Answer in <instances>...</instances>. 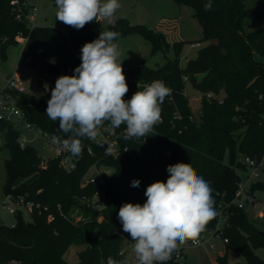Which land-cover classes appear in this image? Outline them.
Wrapping results in <instances>:
<instances>
[{"label":"trees","instance_id":"obj_1","mask_svg":"<svg viewBox=\"0 0 264 264\" xmlns=\"http://www.w3.org/2000/svg\"><path fill=\"white\" fill-rule=\"evenodd\" d=\"M174 1L194 9L193 14L204 32L199 42H208L185 67L180 66L178 55L186 41L169 44L161 31L146 24H132L118 12L120 19L115 28L108 23L103 25L102 21H92L80 30L65 24L30 29L26 21L15 18L11 0H0L1 57L7 58L10 45L18 43V34L27 36L21 59L36 70L39 81L47 75L51 89L59 76L74 74L81 63L82 46L97 39L102 31H117L120 34L117 38L137 33L153 43V51L165 44L177 54L163 65L150 67L144 61L124 70L125 76L136 78L141 84L163 81L172 93L161 106L164 121L154 126L148 137L126 139L125 135L122 143L130 152L116 160H104L115 170L106 185L111 198L107 209L101 213L77 202L95 190L92 186H81L82 175L98 156L88 152L87 137L80 138L83 150L77 169L67 171L58 158H48L47 165L42 164L43 157L36 147L21 145L20 130L0 120V130L9 151L5 159L4 192L34 202L32 220L26 221L18 210L13 225L0 224V264L13 259L20 264H72L65 257L72 245H84L75 264H108L109 258L119 264H137L128 262L121 252L126 240L133 245L134 241L123 232L119 209L128 202L143 204L147 199L144 195L147 186L155 181L166 182L167 166L176 163H190L196 173L209 182L215 210L219 203L229 204L226 249L241 250L248 264H264V256L257 252L264 250V236L250 212L232 203L241 173L249 170L244 159L262 161L264 156V24L257 29L246 28L249 21L264 19V0H260L258 8L247 6L249 0ZM209 2L211 10L206 11L205 5ZM53 58L55 63L51 62ZM185 76L201 92L198 120L185 93ZM126 82L129 93L143 88ZM209 93L213 97H208ZM50 97L51 91L44 97L16 94L17 104L31 122L52 135L67 139L51 128L52 123L59 121H51L46 115V99ZM176 113L182 118H177ZM118 128H126V125ZM160 148L170 149L172 153L156 158L155 152ZM136 179L140 180L139 187H131ZM263 186L257 182L251 185V190L255 192ZM62 212L67 215L77 212L82 219L71 221ZM50 214L52 219H49ZM215 222L216 217L206 227L214 226ZM216 260L217 264H229L227 254L217 256ZM167 264L187 262L172 256Z\"/></svg>","mask_w":264,"mask_h":264},{"label":"clouds","instance_id":"obj_2","mask_svg":"<svg viewBox=\"0 0 264 264\" xmlns=\"http://www.w3.org/2000/svg\"><path fill=\"white\" fill-rule=\"evenodd\" d=\"M55 2L56 20L77 30L99 20L115 28L120 19L119 0ZM205 10H211L210 2ZM119 35L106 30L85 43L74 74L59 76L51 89L46 115L51 121H59V132L68 137L61 141L53 136L52 142L73 156L82 153L80 138L95 139L105 122L113 129L126 125V139L146 138L162 122L161 106L172 92L163 81H153L131 99H124L129 86L119 59L121 53L114 43ZM166 170V182L155 181L147 186L143 204L124 203L118 212L123 232L134 241L137 264H167L180 245L189 240L198 243L199 235L217 215L213 189L190 163L170 164ZM139 185L138 179L131 182V187ZM108 264L119 262L109 258Z\"/></svg>","mask_w":264,"mask_h":264},{"label":"built area","instance_id":"obj_3","mask_svg":"<svg viewBox=\"0 0 264 264\" xmlns=\"http://www.w3.org/2000/svg\"><path fill=\"white\" fill-rule=\"evenodd\" d=\"M11 4L14 16L17 20L26 21L30 29L38 26L37 16L39 12V2H35L34 0H11ZM6 39L7 37H4V40ZM27 39L28 37L21 33L16 36V41L18 43H26ZM191 46L200 47L201 42L195 41L191 44ZM125 77L126 81L131 82L133 85L143 86L144 88V86L148 84H141L136 78L128 76ZM184 80L187 81L188 77L185 76ZM48 82L49 81L47 78H42L39 81V84L41 85L44 92L42 97L51 91V86ZM143 88H141L139 91H142ZM21 93H27V88L20 72L14 71L7 76L0 75V120L8 121L12 123L14 127L20 130L19 141L22 146L28 145L26 139L21 136L22 129L25 128L27 130L34 131L37 135H40L45 139L46 145H52L54 147V158H58L60 165L65 170L73 171L77 169L79 161L82 158V154L73 156L68 151L63 150L58 144H53V136L58 137V139L61 141L66 138L57 136L55 134L52 135L48 131H44L31 122L24 110L17 104L16 94ZM134 93L135 92H128L124 99H131ZM208 97H213V94L209 93ZM46 101L48 100L46 99ZM161 115L163 122V110ZM176 117L181 119L182 115L180 113H176ZM125 135L126 128L113 129L107 122H105L103 126L98 128L95 139H88L90 142V145L88 146V152L92 155L95 154L98 156L96 160L90 165L88 170L82 175L81 186H92L95 188V190L91 195L85 196L83 199H81V201L85 202L89 208H92L97 212L101 213L108 206V201L110 200L111 196L106 190V185L108 178L114 173L115 170L113 165L107 163L104 160H116L121 157H125V155L130 152L129 147L123 145L122 143L123 137ZM171 153L172 150L170 149L160 148L155 152V157L158 158L162 155L169 156ZM244 161L249 166V170L241 173V179L238 183V189L232 203L239 208L248 210L249 212L254 210L255 216L258 218H264V200L258 198L255 192L251 190L252 179L260 175V169L264 170L263 160L258 161L254 158L246 157ZM8 198L9 202H12L15 205H26L29 207L30 211L33 212L34 202L30 200L27 201L24 197L14 198L8 195ZM228 206L229 204L219 203L216 208L217 215L215 225L212 227H205V230L198 237V243L193 244V242L189 240L187 243L180 245L178 251L174 252L172 256L177 260L183 261L187 257L185 252L186 249L194 246L207 245L210 249L214 250L216 249L215 239L222 240L223 244L226 245L229 239L225 235V231L229 226L231 215ZM6 207L12 214H16L18 212L17 206L13 207L11 204H7ZM77 212L70 215L64 214L63 212L62 214L71 221L79 222L82 219V215ZM49 219H52V214L49 215ZM121 252L125 253L124 249H122ZM129 255H131V253H129ZM126 260L131 262L129 257H126ZM6 264H20V262L16 259H13Z\"/></svg>","mask_w":264,"mask_h":264},{"label":"rangeland","instance_id":"obj_4","mask_svg":"<svg viewBox=\"0 0 264 264\" xmlns=\"http://www.w3.org/2000/svg\"><path fill=\"white\" fill-rule=\"evenodd\" d=\"M39 2V12L37 16L38 26H52L61 27L64 23L56 20V13L58 11L56 3L53 0H34ZM174 1V0H171ZM179 10L171 12L172 15L169 18H165L164 30L161 32L165 36V39L169 44L175 41H186L185 45L178 55L179 64L181 67H185L187 61L194 58L200 47L207 44V41H202L200 47H192L191 44L195 41L202 40L204 36L202 25L199 19L194 16V9L187 4H177ZM247 6L258 8L261 6L260 0H249ZM102 24L106 25L107 21L102 20ZM264 24L263 20L249 21L246 25L248 30L257 29ZM127 40H124L123 45L118 42V50L121 53L126 51V55L131 56L129 61L123 62V71L132 67L140 65L142 62H146L150 67H156L158 65L165 64L168 60L177 57L175 50L168 46L162 45L153 51V43L145 38L144 36L131 33L128 34ZM123 37V36H122ZM116 43V42H115ZM23 43H15L10 45L7 50V58L3 60L0 55V70H11V72L18 71L21 73L22 79L26 85L27 93L34 94L36 96L42 97L44 95L43 89L39 84V76L31 66H29L24 60L21 59V54L23 51ZM126 46V47H125ZM129 46V47H127ZM140 52V56L137 55ZM136 55V56H135ZM134 56V57H133ZM48 79V76L45 75ZM44 76V78H46ZM48 81H50L48 79ZM50 84V82H48ZM185 93L189 97V102L192 106L195 118L198 120L201 111V92L193 85L191 81H186L185 83ZM21 136L26 139L29 145L36 147L40 155L43 157L42 164L45 166L48 163V158L55 157V149L52 145H46L45 139L37 135L34 131L27 129H22ZM9 156V151L5 147V137L0 130V218L4 221L6 225H13L15 223V214L9 212L6 207L7 204H11L13 207L17 206V209L22 211L26 221L33 219L32 212L26 205H15L9 202L8 195L5 194L3 185L5 182L6 172H5V159ZM264 163V156H263ZM251 171V169H250ZM249 171V172H250ZM260 175L252 179V184L261 183L264 185V170H259ZM251 184V185H252ZM255 194L258 198L264 200V186L255 190ZM253 210V209H252ZM251 216L255 219L256 226L260 231H264V218H258L255 216V211H250ZM216 240V249H210L207 245L194 246L186 249V259L187 264H214L217 262L216 256L220 251L225 252L228 257L229 264H248L247 260L241 250H227L226 245L223 244L222 240ZM84 248V245H72L65 257L70 263L75 264L78 262V252ZM122 249H124L126 257L130 258L131 262H137L135 258V253L133 251V244L130 241H125ZM258 254L264 256V250L258 249ZM131 253V255H129ZM223 256L224 254H219ZM218 255V256H219Z\"/></svg>","mask_w":264,"mask_h":264},{"label":"crops","instance_id":"obj_5","mask_svg":"<svg viewBox=\"0 0 264 264\" xmlns=\"http://www.w3.org/2000/svg\"><path fill=\"white\" fill-rule=\"evenodd\" d=\"M119 3L121 4V7L117 12L120 15L127 17L132 24H146L157 31L164 30V23L166 22L164 19L171 17L170 15H172V13H170V11L175 12L179 10V7H177L178 3L171 0H119ZM127 36L129 35L117 38L114 40V43L116 42L118 45V42H120L119 44L123 45L124 40L128 39ZM137 55L140 56V52ZM119 59L123 62H127L133 58L126 55L125 51L124 53H121ZM11 73H13L11 70H0V75L2 76H7ZM219 254L226 253L220 251ZM214 264H217V262Z\"/></svg>","mask_w":264,"mask_h":264},{"label":"water","instance_id":"obj_6","mask_svg":"<svg viewBox=\"0 0 264 264\" xmlns=\"http://www.w3.org/2000/svg\"><path fill=\"white\" fill-rule=\"evenodd\" d=\"M51 128L52 130L55 132V133H60L59 132V122H54L52 123L51 125ZM81 206H84V207H89L85 202L81 201V200H78L77 201ZM4 221L0 218V224H3ZM260 233L264 236V231H260Z\"/></svg>","mask_w":264,"mask_h":264},{"label":"bare ground","instance_id":"obj_7","mask_svg":"<svg viewBox=\"0 0 264 264\" xmlns=\"http://www.w3.org/2000/svg\"><path fill=\"white\" fill-rule=\"evenodd\" d=\"M107 209V208H106Z\"/></svg>","mask_w":264,"mask_h":264}]
</instances>
